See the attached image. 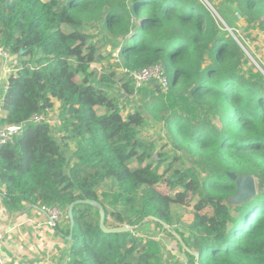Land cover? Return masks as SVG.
<instances>
[{
	"label": "trees",
	"instance_id": "trees-1",
	"mask_svg": "<svg viewBox=\"0 0 264 264\" xmlns=\"http://www.w3.org/2000/svg\"><path fill=\"white\" fill-rule=\"evenodd\" d=\"M223 1L249 23L264 16V0ZM105 44L119 48L118 62L100 52ZM0 45L18 60L6 74L0 127L24 122L0 145V187L9 204L58 207L67 223L59 232L68 235V205L93 199L104 207L108 227L154 216L186 243L171 208L187 205L191 193L196 200L187 238L199 252L198 264H264V75L205 4L0 0ZM158 63L168 76L167 92L154 83L135 90L124 81L116 93L115 69ZM53 100L61 103L59 124L27 122ZM148 118L163 125L165 143L191 167L168 166L163 178L158 170L168 152L159 149L153 160L155 144L139 137ZM227 172L252 175L257 194L229 204L236 186ZM160 183L181 190L165 194L156 188ZM98 218L90 205L73 208L67 264H161L156 239L132 230L104 233ZM144 222L175 240L159 223Z\"/></svg>",
	"mask_w": 264,
	"mask_h": 264
},
{
	"label": "rangeland",
	"instance_id": "rangeland-1",
	"mask_svg": "<svg viewBox=\"0 0 264 264\" xmlns=\"http://www.w3.org/2000/svg\"><path fill=\"white\" fill-rule=\"evenodd\" d=\"M43 1H47V0H43ZM200 1L212 11V13L215 15L220 25H223L228 32L232 30L233 34H231L230 32L229 34H231L233 38H235L239 42V44L243 47L246 56L255 65V67L259 69V67L261 66L262 68L261 67L260 68L264 72V37L260 36L263 35L264 32V29L262 27L264 26V21H263L264 16L263 17L260 16L255 22L249 23L248 21H246L245 17L240 15V12L235 7V5L226 4L223 0H213V3L215 4L217 10L220 13L218 14L217 11L214 9V7L208 2V0H200ZM97 31L98 30H94V29L91 30L92 33H95ZM239 40L241 41V43ZM242 44H244L245 47ZM101 46L102 47L100 48V52L103 53L104 55L111 54L115 49L111 44H105L104 46L103 45ZM99 65L100 64H96V66ZM115 70H116V74H115L116 79H120V81L116 83V85H114V88L117 90L116 93H118L120 92V88H119L120 84L124 83V80H121L122 75L119 71V67ZM136 98L137 100L140 99L139 97ZM136 98H132V100L136 101ZM134 104L136 105V102ZM60 108H61V103L58 100H53V106L51 108V112H52L51 118L58 117ZM96 111L98 113H101L104 111V108L98 107L96 108ZM149 119L150 118L147 119L148 122L143 127L144 129L141 130L139 137L145 142L155 144L154 156L152 157L153 160L155 161L158 160L156 154L159 149L162 153L168 152V158L163 161L162 165L159 167L158 170L159 173H163V178H167L171 173L170 171L167 172L166 174L164 173V170L168 166L178 167L182 170L191 167V164L187 162L178 161V154L173 153V151L169 148V145L165 143L168 140L169 136L168 138H166L167 134L165 128H163V125L160 122H156L152 119L150 120ZM156 188L165 194H171V195L181 190L180 187L174 190H170V188L163 183L157 184ZM186 200L188 207H191L194 201L196 200V197L193 196L191 193H189ZM171 210L173 214L174 223H176V221H182L184 224L181 225L180 223H178L175 224V227H177L179 230H183V232H185L184 238L186 240V243L191 247L194 246V244L191 241L192 238H187V236H189L190 234L189 226L192 223V221L190 222L191 220L190 218L192 217L191 209L187 208V206L184 205L175 204L172 206ZM205 211H209V210L205 209ZM175 212L182 214L180 215L181 218H177L176 217L177 214ZM109 223L114 224L112 218H109ZM132 231H134L135 235L154 238L161 244L162 264H188L186 261L182 259L181 256L175 255L173 257L169 253V248L171 247L170 244H172V247H176V251L179 248L176 246L177 245L176 241L173 240L170 236H168L160 228L153 226L151 223L142 221V223L136 222L134 224ZM167 241L170 244H167Z\"/></svg>",
	"mask_w": 264,
	"mask_h": 264
},
{
	"label": "crops",
	"instance_id": "crops-1",
	"mask_svg": "<svg viewBox=\"0 0 264 264\" xmlns=\"http://www.w3.org/2000/svg\"><path fill=\"white\" fill-rule=\"evenodd\" d=\"M6 77L0 61V88L6 83ZM0 97L1 104V89ZM4 116L5 112L0 110V118ZM184 206L192 211L188 205ZM204 212L211 214L210 210ZM175 213L177 218H181L182 214ZM190 219L191 222L192 217ZM178 223L184 225L182 221H176L175 224ZM66 228L64 220L52 225L47 211L31 203L20 201L16 206H12L7 202L3 188L0 187V255L5 264H64L69 240L59 229L65 232ZM167 244L170 243L167 241ZM170 245L169 253L173 257L181 256L180 249L176 251V247ZM189 247L195 249L194 246Z\"/></svg>",
	"mask_w": 264,
	"mask_h": 264
},
{
	"label": "built area",
	"instance_id": "built-area-1",
	"mask_svg": "<svg viewBox=\"0 0 264 264\" xmlns=\"http://www.w3.org/2000/svg\"><path fill=\"white\" fill-rule=\"evenodd\" d=\"M233 34L232 30L229 31ZM264 37V32L263 35ZM120 51L119 48H115L111 53L112 61H119ZM0 61L3 65L4 71L6 74H9L12 71H15L17 68V58L16 55H12L7 49L0 45ZM97 69L100 70L101 67L97 66ZM261 70V68L259 67ZM119 71L124 79V81L130 82L134 89H138L143 85L154 83L157 86V89L161 92H167L170 88L168 76L166 74L165 68L162 64H154L141 69H129L126 67H119ZM264 74V72L261 70ZM4 91L6 89V83L1 87ZM3 93V92H2ZM1 98V97H0ZM3 98V97H2ZM52 112L51 108H46L44 112L32 114L27 122L40 123L47 122L51 125L59 124L58 118H51ZM24 122L19 124H9L3 127H0V145L6 142H11L13 137L21 131ZM257 182V181H256ZM47 211L51 224H57L62 221L63 212L58 207H42ZM69 258L67 257L64 264H67ZM167 263V262H165ZM0 264L4 263V258L0 255ZM162 264V263H161Z\"/></svg>",
	"mask_w": 264,
	"mask_h": 264
},
{
	"label": "water",
	"instance_id": "water-1",
	"mask_svg": "<svg viewBox=\"0 0 264 264\" xmlns=\"http://www.w3.org/2000/svg\"><path fill=\"white\" fill-rule=\"evenodd\" d=\"M228 177L234 181L236 190L235 192L228 198V203L231 205H240L245 201H248L252 199L258 191V184L255 180V178L252 175H240L237 176L234 172H227L226 173ZM79 204H85L90 205L91 207H94L98 212V224L99 228L104 233H120V232H127L133 229V225L130 224H123V225H117L113 227H108L105 224V218L106 213L104 210V207L96 200L93 199H76L72 201L67 208L66 216L68 219V228H69V234L66 236L67 240H71L72 238V232L74 227V219H73V208L76 205ZM36 206V205H34ZM37 208H40L44 210L42 207L36 206ZM152 220L154 222L159 223L165 231H167L169 234H171L175 240L178 242V244L182 248L181 257L184 261H188L187 255H190L193 257V264H198V258H199V252L198 250L191 249L189 245H187L180 234L176 232L170 225H168L166 222L154 217V216H148L147 218L143 219L145 220ZM193 241V239H191Z\"/></svg>",
	"mask_w": 264,
	"mask_h": 264
}]
</instances>
